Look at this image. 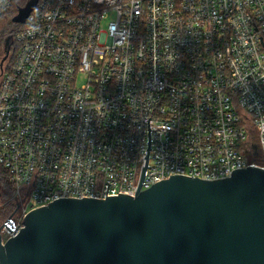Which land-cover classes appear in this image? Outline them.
<instances>
[{"label":"built area","instance_id":"obj_1","mask_svg":"<svg viewBox=\"0 0 264 264\" xmlns=\"http://www.w3.org/2000/svg\"><path fill=\"white\" fill-rule=\"evenodd\" d=\"M10 35L0 247L55 199L135 195L149 118L143 189L264 169V0H38Z\"/></svg>","mask_w":264,"mask_h":264},{"label":"water","instance_id":"obj_2","mask_svg":"<svg viewBox=\"0 0 264 264\" xmlns=\"http://www.w3.org/2000/svg\"><path fill=\"white\" fill-rule=\"evenodd\" d=\"M37 3L28 0L13 20L24 23ZM149 120L135 195L63 197L32 209L1 245L0 264H264V169L216 179L171 174L143 189Z\"/></svg>","mask_w":264,"mask_h":264},{"label":"rangeland","instance_id":"obj_3","mask_svg":"<svg viewBox=\"0 0 264 264\" xmlns=\"http://www.w3.org/2000/svg\"><path fill=\"white\" fill-rule=\"evenodd\" d=\"M16 13L15 10V3L13 1L9 11L1 18L0 20V62L2 57L5 55L6 53V38L10 35V32L12 31L10 28V25L8 24L9 18L11 16H13ZM11 47H10V55L7 58V60L4 63V66L6 68L7 64L9 63V61H11V59L13 58L14 55V42H13V38H11ZM4 68V71H5ZM0 73H1V69H0ZM1 80V77H0ZM0 210L5 207L6 205H8L10 202L13 203L12 208L14 209L15 207V194H13L12 189L7 186V183L1 178L0 176ZM1 215L6 214L4 211H0Z\"/></svg>","mask_w":264,"mask_h":264},{"label":"trees","instance_id":"obj_4","mask_svg":"<svg viewBox=\"0 0 264 264\" xmlns=\"http://www.w3.org/2000/svg\"><path fill=\"white\" fill-rule=\"evenodd\" d=\"M13 1H14V3H15V10H16V13L13 15V16H11L10 18H9V21H8V24L10 25V28H11V30H13V29H16L17 27H19L22 23H19V22H15L14 20H13V17L18 13V11H19V7L20 6H24L26 3H27V1L28 0H12V3H13ZM12 5V4H11ZM10 9V8H9ZM9 11V10H8ZM7 11V12H8ZM6 12V13H7ZM5 13V14H6ZM4 14V15H5ZM3 15V16H4ZM2 16V17H3ZM1 20V19H0ZM6 182V181H5ZM12 205H13V203H9L8 205H6L5 207H3L0 211H4L7 215L8 214H10L11 212H12V210H13V208H12Z\"/></svg>","mask_w":264,"mask_h":264},{"label":"flooded vegetation","instance_id":"obj_5","mask_svg":"<svg viewBox=\"0 0 264 264\" xmlns=\"http://www.w3.org/2000/svg\"><path fill=\"white\" fill-rule=\"evenodd\" d=\"M5 50H6V48H5ZM10 50H11V49H10ZM9 55H10V53H9ZM8 57H9V56H8ZM6 60H7V59H6ZM6 60H5V61H6ZM5 61H4V63H5ZM4 63H3V65L1 66V62H0V69H1L0 77H1L2 73L4 72V68H5Z\"/></svg>","mask_w":264,"mask_h":264}]
</instances>
